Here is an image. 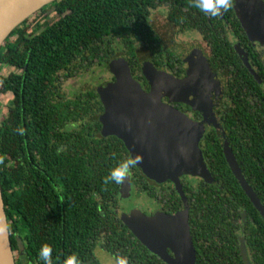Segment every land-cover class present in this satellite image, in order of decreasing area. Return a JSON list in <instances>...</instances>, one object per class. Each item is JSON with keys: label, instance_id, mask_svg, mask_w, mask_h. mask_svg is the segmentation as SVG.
Segmentation results:
<instances>
[{"label": "trees", "instance_id": "1", "mask_svg": "<svg viewBox=\"0 0 264 264\" xmlns=\"http://www.w3.org/2000/svg\"><path fill=\"white\" fill-rule=\"evenodd\" d=\"M158 3L169 8L171 19L176 17L183 24L182 13L193 15L192 10L197 9L195 0H55L45 7H51L58 17L37 23L39 28L45 25L42 31L35 26L29 31L25 20L0 48V67H15L0 82V184L12 249H19V238L21 256L32 264H43L38 253L44 245L52 250L51 264H103L93 254L101 234V245L122 264H167L136 238L116 211L121 209V183L106 179L111 169L132 159L121 139L100 132L105 111L100 94L89 90L60 104L56 97L59 74L77 64V57L85 54L98 60L100 54L109 62L118 54L110 45L112 40L121 42L120 56L144 80L138 48L163 55L157 50L162 44L145 22L149 9ZM175 25L181 24L175 21ZM136 35L146 43H135ZM106 41L108 46L102 47ZM209 46L215 54L208 62L227 84L219 105L227 140L264 205V115L260 112L263 105H258V100L264 102V93L222 37L213 38ZM164 62L152 59L156 68ZM228 64L239 71L236 79L241 86L237 90L231 83L234 79L226 74ZM250 64L262 66L259 61ZM248 85L251 89L246 94L255 102L251 112L245 110V96H241L242 87ZM7 93L12 97L5 105L1 94ZM225 97L238 107L236 128L230 127V118L224 114L223 108H230ZM67 121L73 129H64ZM203 152L216 184L202 181L207 188L204 193H194V202L201 204L195 218L189 211L196 264H244L239 252L241 238L252 264H264V220L231 172L213 127L204 135ZM127 173L132 174L137 192L144 191L163 208L168 207L167 202L175 212L184 206L173 186L169 191L165 182L148 179L135 164ZM242 213L244 222L247 218L243 225L237 222Z\"/></svg>", "mask_w": 264, "mask_h": 264}, {"label": "water", "instance_id": "2", "mask_svg": "<svg viewBox=\"0 0 264 264\" xmlns=\"http://www.w3.org/2000/svg\"><path fill=\"white\" fill-rule=\"evenodd\" d=\"M55 0H0V48L11 32L28 17ZM238 15L251 41L264 44V0H240ZM235 51L257 81L259 75L239 43ZM196 73L187 81L142 63V72L150 84L145 91L132 75L129 64L119 56L112 67L114 82L100 92L105 111L101 115L102 135L116 136L126 146L141 172L155 182L171 181L186 208L173 214L164 211L145 218L122 214V221L153 254L167 264H196V250L189 224V205L181 177L196 176L204 182L216 181L203 157L200 141L210 127L215 129L228 166L244 193L264 220V205L247 181L227 140L219 105L224 96L221 77L204 57H192ZM182 102L202 115L195 120L166 103ZM133 183L130 175L120 185V199L130 198ZM245 214V213H244ZM19 249L21 240L17 238ZM240 256L252 264L244 238L240 239ZM0 184V264H16Z\"/></svg>", "mask_w": 264, "mask_h": 264}, {"label": "flooded vegetation", "instance_id": "3", "mask_svg": "<svg viewBox=\"0 0 264 264\" xmlns=\"http://www.w3.org/2000/svg\"><path fill=\"white\" fill-rule=\"evenodd\" d=\"M240 3H241L240 0H230L229 9L227 11L222 12L220 15H218L216 17L208 16V15L202 13L201 11H199L198 9L192 10L193 15L182 13L181 19L184 22V24L192 23L189 26H185L183 23H181V21L178 18L173 17L175 19V21H177L179 24H181L179 26H176L175 21L173 19H171V17H170V11H169V8L167 6H163V5H160L158 3V6L156 8H150L149 13L146 14L145 22H147V27L149 29H151V33L155 34L157 37L156 39H158V42L160 44H162V48H157V50L163 51V55H161L160 53H158V54L154 53L151 55L147 49L139 47L137 59L139 62H141V73L143 74L142 63L145 61H149L153 65L152 59L154 60L156 57L158 59H164L166 61L163 63L161 68H157V69L165 70L166 72L174 75L175 77L180 78V79H186L185 81H187L190 73H196V71H197L196 67L192 63V57L197 58V56H199L201 58V57L205 56L206 60L209 61L211 56L213 54H215L214 49L209 46V43L212 42L213 38L222 37L227 43L230 44V47L233 50H235V44L239 43L241 45V47H243V49L248 53V57H250L249 58L250 63L253 62V64H254L255 61L261 62V64H262L261 68L259 67V65L254 64L255 65L254 69L257 72V74L259 75L261 81L259 82L254 77L253 78L260 84V86H261L260 91L264 93V74H262V72L264 73V44L261 45L258 42L251 41L248 38L247 34L245 33V31L243 29V25L240 21L239 15H238V11H240V8H239ZM38 12H39L38 15L41 12L44 15L43 17H40L41 21H37L38 24H41V23L44 24L43 23L44 21H42L44 19H47V18L51 19L53 17H58V13L53 11V9L51 7H48V6L43 7V9L38 11ZM49 12L54 13L52 17H51V15H49L50 17L48 16ZM32 16L28 17V19H26V21H27L26 24L28 26L30 25L29 21L30 20L32 21L33 19H35L37 17V16H33V17ZM183 25H184V27H183ZM31 30L32 29L30 28L29 31H31ZM40 31H42V29ZM144 35H146V34H144ZM184 36L188 37V39L190 38L189 41H187V43L185 42V40L183 38ZM140 39H141V37L139 35L134 36V42L136 43L138 41L137 42L138 45L139 44L141 45L142 43H146L143 41V39L141 41H140ZM100 45H102V47H103L104 44H100ZM164 47H169V48H164ZM77 58L80 59L77 64L74 63V65L70 66L68 69H65L64 71H62L63 73L59 74V77L60 76H62V77L59 80V86L60 87L58 88L57 95H56L57 100L61 101V102H58V104L64 103V102L68 103V101L74 99L77 95L82 96V94L86 93L89 90H95L98 92L97 88L92 87V86L90 88H83L84 83L88 82V80H87L88 77H86V79L84 78V80H82L80 78V76L83 73H88V72H90V73L91 72L92 73L101 72L102 71L101 66L107 62V59L106 58L104 59V57H102V56L100 57V54L98 56V60H96V57L88 59V58H86L85 54H84V57H82V55H81ZM83 58H86V59H83ZM171 58L173 59V61L170 60ZM175 59H177V63H174ZM241 62H243V61H241ZM229 65L230 64H228L226 67V74L228 75V78L234 79V81H232L231 83L233 84L234 89L237 90L238 86H241L240 81L236 79L239 77L238 76L239 71H236L234 67H230ZM243 65H244V63H243ZM96 66L100 67L99 71H97L95 69ZM73 70H76V72L73 73ZM130 70H131V68H130ZM247 70H248V68H247ZM258 70H259L260 74L258 73ZM109 72H110V76H111L112 80L114 81L115 79H114L113 72L112 71H109ZM103 73L104 72H101V74H100L101 77H103ZM132 75H133L134 79L141 84V87L145 91L150 92V89H151L150 84L146 80L144 74H143V76H144L145 81L142 79H139L137 72H135V73L132 72ZM220 77H221V80L224 84V94L226 95V91H227L226 79L223 76H220ZM68 80H74V85L76 86L75 89L68 91V89L64 86L65 82ZM242 89H244V91H243L241 96H245V101L243 102V105L245 106V110L247 109L248 112H251V107L253 106V103L255 104V102L252 100L253 96H251L250 93L246 94V92H248V90L251 89V87H249V85L243 86ZM162 100L164 102L169 103L170 105L176 107L180 111L186 113L187 115H189L190 117H192L195 120H200L202 118V115L200 114V112L198 110H194L188 104H185L182 102H169V99L167 97H162ZM228 100H229V98L226 100V103L227 102L229 103L230 108L229 109L223 108L224 114L227 115V118H230V124H229L230 127L236 128L237 124L235 122V119H236V111H238V107L233 102L232 98L230 99V101H228ZM69 105L72 106L71 104H69ZM178 105H180L181 107H178ZM258 105L259 106L263 105L262 109H260L261 115L263 116L264 115V102L258 100ZM258 108H260V107H258ZM224 114H223V116H224ZM246 125H247V123H246ZM224 128H225V126H224ZM64 129H67V130L73 129V124L71 123V121H69V122L67 121L65 123ZM247 129H249V127H247ZM101 130H102V128H101ZM101 130H100V132H101ZM101 134H102V132H101ZM248 135H249V133L247 132L246 136H248ZM262 136H264V134H262ZM200 144H201V149L203 152L204 136L202 137ZM255 159L258 162L259 168H262L258 159L257 158H255ZM205 162L208 166L206 159H205ZM248 179H247V181L249 182ZM202 181H203L202 179H200L196 176H191V175H183L181 177L183 191L188 197V201H187L188 205H189L188 209L190 211V214L193 215L194 218H195V212L197 211V207L199 205H201L200 202H196V203L194 202V199H195L194 193L195 192L196 193H201V192L204 193V192H206L205 189L207 188L205 185L202 184ZM163 184H165V187L167 189H169V191H170V188L173 186L175 192H177L175 189V186L173 185V183L171 181H166ZM133 187H134V185H133ZM167 194H170V192H168ZM191 195H193V197L189 198ZM134 196H136V194ZM178 196L180 198L179 194H178ZM122 201H125V199H123ZM154 201L160 206L161 211H164L166 213H171V214L175 213V211H172L174 209H173L171 203L167 202L168 198L165 201L168 203L167 208H165V207L163 208L164 205L159 204L156 201V199ZM191 202H192V204H191ZM183 204H184V206L182 208H180L178 211L186 208V205L184 202H183ZM118 209L116 210L117 212L120 211V208H118ZM168 210L170 212H168ZM178 211H176V212H178ZM121 215L122 214H120V217H121ZM244 216H245V214L242 213L241 219L239 218L237 220V222H239L242 225L245 224L247 222V218L245 219V222H244V218H243ZM101 237H103L102 234L100 236H98V238H97V244L95 245L94 250H93L94 257L96 259H98L99 261H101L103 264H122L119 260H117L115 258L114 255L110 254L106 249H104V247L101 245V239H100ZM199 242H200V240L197 239V243H199ZM21 254H22V250L18 249L15 253V261L18 260V256L22 257ZM249 255H250V252H249ZM103 259L105 261L108 260V263L104 262ZM16 264H32V262L28 261L24 257H22L21 261L16 262Z\"/></svg>", "mask_w": 264, "mask_h": 264}, {"label": "rangeland", "instance_id": "4", "mask_svg": "<svg viewBox=\"0 0 264 264\" xmlns=\"http://www.w3.org/2000/svg\"><path fill=\"white\" fill-rule=\"evenodd\" d=\"M38 13H39L38 11L35 12L33 14V16H37V17L35 19H33L32 21L31 20L29 21V24H30L29 27L31 29H33L35 25H36L35 26V28H36L37 27V24H36L37 21H41V18L40 17H43L44 16L42 12L39 15H38ZM53 14H54L53 12H49L48 13V16L51 15V17H52ZM55 18L56 17H53L51 19H48L47 18V19H44L42 21H44L43 23H45V22H52ZM44 27H45V25H43V27H41L40 29H39V27H37V29H38V31H40ZM183 38H184V40H185L186 43L190 39V38L188 39V37H186V36H184ZM111 43H112V46L114 47L113 49L119 55L116 54V56L114 58L110 59L109 62L107 61L106 63H104L101 66V69H102L101 72H104L103 73V77L100 76L101 72H95V73L88 72V73H83L80 76V78L82 80H84V78L86 79V77H88V79H87L88 82L84 83L83 88H90L91 86L92 87H95V88H97L98 93L100 94L101 91H104L110 84H112L114 82L112 80L111 76H110V72L109 71H112L113 65L115 64V62L118 59V57L121 55L120 54L121 53V51H120L121 50L120 49V43L121 42L118 41V40H112V42H110V45H111ZM103 46H108L107 41L104 43ZM95 69L97 71H99L100 70V67L96 66ZM13 70H15V67L12 66V65H9V64H5L2 67H0V82L2 81V79L9 72H11ZM64 86L68 89V91H71L72 89H75L76 88V86L74 85V80H68V81H66L65 84H64ZM11 97H12V94L11 93H7V94H3V95L1 94L2 103L4 101V104L5 105L8 104L10 102ZM4 104H3V106H4ZM128 174L131 177L132 174L131 173H128ZM134 193L136 194V196H134L135 195ZM119 200H120V198H119ZM154 200H155L154 198H152V197L150 198L147 195V193H145L144 191L143 192H137V187L134 186L133 187V190H132L131 197L125 199V201L120 200L121 209L117 213H119V214H125V215H128V216L134 217V219H137V218H145V217H148V216H152L155 213L161 212L160 206ZM13 252H14L13 254L15 256L16 251H13ZM103 261L106 262V263H108V260L105 261L103 259Z\"/></svg>", "mask_w": 264, "mask_h": 264}, {"label": "clouds", "instance_id": "5", "mask_svg": "<svg viewBox=\"0 0 264 264\" xmlns=\"http://www.w3.org/2000/svg\"><path fill=\"white\" fill-rule=\"evenodd\" d=\"M194 6L202 13L216 17L229 9L230 0H195ZM136 162L135 160H127L122 162L118 167L111 169L106 182L110 180L117 184L121 183L126 178L127 170ZM51 253L52 250L47 245L40 248L38 255L42 259L43 264H51Z\"/></svg>", "mask_w": 264, "mask_h": 264}]
</instances>
